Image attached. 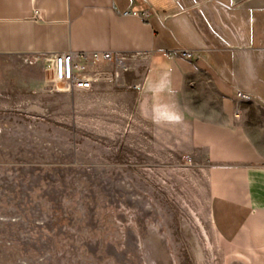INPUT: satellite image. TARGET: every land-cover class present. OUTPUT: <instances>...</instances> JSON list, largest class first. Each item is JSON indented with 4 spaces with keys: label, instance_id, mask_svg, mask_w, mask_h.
<instances>
[{
    "label": "rangeland",
    "instance_id": "374dc122",
    "mask_svg": "<svg viewBox=\"0 0 264 264\" xmlns=\"http://www.w3.org/2000/svg\"><path fill=\"white\" fill-rule=\"evenodd\" d=\"M36 58L0 86V264H264L212 222L231 163L196 139L223 120L205 64L127 53L123 81L92 95L38 78Z\"/></svg>",
    "mask_w": 264,
    "mask_h": 264
},
{
    "label": "crops",
    "instance_id": "0c3cea01",
    "mask_svg": "<svg viewBox=\"0 0 264 264\" xmlns=\"http://www.w3.org/2000/svg\"><path fill=\"white\" fill-rule=\"evenodd\" d=\"M183 49L222 99L214 136L201 126L196 137L231 163L216 173L213 225L225 243L264 251V0H0V86L6 75L28 83L22 59L44 53L148 54L158 70L162 55ZM239 91L253 98L241 102Z\"/></svg>",
    "mask_w": 264,
    "mask_h": 264
},
{
    "label": "built area",
    "instance_id": "2783aa9c",
    "mask_svg": "<svg viewBox=\"0 0 264 264\" xmlns=\"http://www.w3.org/2000/svg\"><path fill=\"white\" fill-rule=\"evenodd\" d=\"M143 13V17H147ZM177 56L181 59L191 60L196 53L190 50H179ZM42 61L45 76L51 79L57 90L77 91L100 94L105 86L120 84L125 74L130 70L124 63V54L112 51H62L44 53L36 56ZM27 58L25 62L32 63ZM139 89V86H135ZM241 102L250 101L253 97L245 92H237Z\"/></svg>",
    "mask_w": 264,
    "mask_h": 264
}]
</instances>
